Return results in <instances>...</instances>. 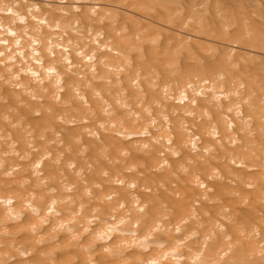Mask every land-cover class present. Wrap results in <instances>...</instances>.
<instances>
[{"label": "bare ground", "instance_id": "bare-ground-1", "mask_svg": "<svg viewBox=\"0 0 264 264\" xmlns=\"http://www.w3.org/2000/svg\"><path fill=\"white\" fill-rule=\"evenodd\" d=\"M0 264H264V0H0Z\"/></svg>", "mask_w": 264, "mask_h": 264}, {"label": "clouds", "instance_id": "clouds-1", "mask_svg": "<svg viewBox=\"0 0 264 264\" xmlns=\"http://www.w3.org/2000/svg\"><path fill=\"white\" fill-rule=\"evenodd\" d=\"M7 11L9 13H11V15H13L14 17H16V19L13 21V23H21L23 24L25 22V18L23 16H20L18 13L14 12L11 8L7 9ZM5 31H8L7 29H5ZM10 35H14V33H9ZM53 70L49 69V73H51Z\"/></svg>", "mask_w": 264, "mask_h": 264}]
</instances>
